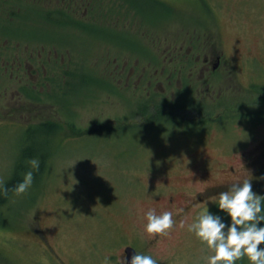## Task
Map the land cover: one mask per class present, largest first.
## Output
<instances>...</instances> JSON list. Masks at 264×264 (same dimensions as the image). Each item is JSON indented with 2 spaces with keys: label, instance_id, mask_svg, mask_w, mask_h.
<instances>
[{
  "label": "rangeland",
  "instance_id": "rangeland-1",
  "mask_svg": "<svg viewBox=\"0 0 264 264\" xmlns=\"http://www.w3.org/2000/svg\"><path fill=\"white\" fill-rule=\"evenodd\" d=\"M22 2L34 4L20 0L17 5L0 7L17 11ZM40 6L53 10L65 5L61 7L58 0H51ZM91 6L96 10L87 19L76 18L83 28H50L53 23L48 13L34 14L27 21L17 20L14 27L7 28L21 39L55 37L62 48H70L78 55L82 65L79 78L70 80L77 90L63 100L68 120L75 123L76 129H91L117 119L125 127L150 125L149 129L145 134L124 138L111 133L114 131L76 136L68 128L58 130L57 151L49 152L44 168L36 171L27 165L34 173L32 187L21 196L11 197L7 220L12 217V221L0 224V264H104L106 256L115 261L125 246L134 244L157 264H206V257L214 255V251L188 229L204 208L191 210L184 228L168 230L165 239L148 251L144 244L154 240L156 234L146 232V213L150 209L157 214L166 211L158 203L163 197L162 189L177 200L182 195L193 198L215 180L224 182L223 171L230 165L238 171L245 165H239V161L250 157L253 167L235 181L252 180L253 191L264 196V103L253 102L249 110L231 112L237 118L250 113L251 124L232 126L227 121L226 132L214 129L204 142L192 143L186 137V128L177 123L159 120L151 125L150 112L145 119L138 118V111L146 105L144 101L126 94L124 104L118 102L117 88L109 83L100 65L107 64V58L103 56V62L101 57L107 48L112 55L118 53L119 44L145 50L151 43L149 37L168 38L170 42V37L185 29L208 32L210 36L222 32L230 54L247 48L264 50V0H93ZM185 35L186 32L181 37ZM81 77L88 81L79 87ZM241 77L245 82V73ZM105 89L110 91L109 99L102 92ZM48 111L55 116L57 110ZM8 120L0 119L5 121L0 122V178L4 182L14 175L21 161L26 165L28 160L22 157L28 142L27 126ZM45 140H41L42 144L51 142L49 137ZM192 176L199 181L185 180ZM230 185H221V191ZM208 200L197 198L201 203ZM207 207L231 225L215 202L209 200ZM36 230L52 245L59 261L45 248ZM260 247L264 248V244Z\"/></svg>",
  "mask_w": 264,
  "mask_h": 264
},
{
  "label": "flooded vegetation",
  "instance_id": "flooded-vegetation-1",
  "mask_svg": "<svg viewBox=\"0 0 264 264\" xmlns=\"http://www.w3.org/2000/svg\"><path fill=\"white\" fill-rule=\"evenodd\" d=\"M27 1L38 5L22 2L18 5L20 10L17 11L0 7V119H10L8 121L13 124H24L27 130L50 123L54 125L56 132L68 128L76 136L110 130L116 132L125 127V123L117 119L113 123L97 124L91 129H76L75 123L68 120L63 100L77 90V85L72 86L70 80L74 77L77 81L79 78L78 70L82 65H79L81 61L78 55L70 48H62L59 39L55 37L21 39L13 36L7 28L10 25L11 28L14 27L17 20L27 21L34 14L40 13L44 16L45 13L50 15L53 24H49V27L55 26L57 31L70 25L83 28L78 26L76 18L79 16L87 19L91 12L94 13L93 10L96 9L91 6L93 0H58L59 6H65L53 10H45L40 6L42 2L51 0ZM19 2L20 0H0V5L8 3L13 6ZM83 6L85 11L81 12ZM185 32L186 35L181 37ZM183 33L170 37V42L168 38L149 37L151 43L145 50L139 47L125 48L119 44L118 53L112 55L107 48V52L101 57L103 61V56H106L107 64L100 65L103 66L102 72L109 79V83L117 88L115 92L118 102L124 104L126 94L144 101L145 107L136 115L144 119L148 112L152 117L157 109H170L173 112L171 117L160 118L169 124L177 123L179 125L176 126L186 128V137L192 143L204 142L214 129L226 132L227 121L232 126L251 124L253 121L249 117L250 113L247 116L242 114L243 118H237L231 112L244 108L249 110L253 102L258 105L264 103V50L247 48L230 54L222 32L210 36L208 32L199 33L185 29ZM134 52L141 55H134ZM244 73L245 82L241 81ZM83 78L80 79L79 87L88 81ZM102 92L105 98L111 97L108 89L107 92L106 89ZM52 108L57 110L55 116L48 111ZM216 110L219 111L213 115ZM157 119L159 118L150 119L151 125ZM252 161L253 157L240 160L239 165H245L238 171L230 165L223 171L224 182L215 180L216 183L197 191L193 198L182 195V199L177 200L175 195L170 192L167 194L162 189L163 197L158 203L161 209L173 211L178 224L180 216L175 214L177 209L184 208L185 214H188L197 198H210L220 193L221 185L233 183L235 178L253 167ZM236 172H239L238 175ZM199 179L195 176L185 178L194 183ZM35 232L54 259L59 261V255L45 236L38 230ZM155 236L154 240L144 244L146 250L165 239L166 235L161 233ZM134 245L125 246L116 257L123 255L127 260L126 249L129 246L140 253Z\"/></svg>",
  "mask_w": 264,
  "mask_h": 264
},
{
  "label": "clouds",
  "instance_id": "clouds-1",
  "mask_svg": "<svg viewBox=\"0 0 264 264\" xmlns=\"http://www.w3.org/2000/svg\"><path fill=\"white\" fill-rule=\"evenodd\" d=\"M26 163L31 169L39 171L38 158H31ZM251 181L247 178L237 179L226 191L209 198L212 203L218 205L221 212L231 218L230 226L225 224L219 215L210 213L207 207L209 200L192 205L193 211L205 209L199 213L195 222L188 224V229L214 251V255L206 257V264H218L221 261L224 264H235L245 256L250 264H264V248L260 247L264 244V227L259 226L264 222V196L253 191ZM33 183L32 170L27 171L22 181L11 189L0 178V197H7L9 191L21 196L32 187ZM175 214L180 216L178 225L173 211L157 214L155 209H150L146 213L148 221L146 232L166 234L168 230H174L177 226L184 228L191 213L185 214L184 208H179ZM104 264H127V260L123 255L117 257L115 261L106 256ZM131 264H157V261L150 255L136 252L131 258Z\"/></svg>",
  "mask_w": 264,
  "mask_h": 264
},
{
  "label": "trees",
  "instance_id": "trees-1",
  "mask_svg": "<svg viewBox=\"0 0 264 264\" xmlns=\"http://www.w3.org/2000/svg\"><path fill=\"white\" fill-rule=\"evenodd\" d=\"M126 3L127 2L122 3V4L125 5ZM146 110L147 109H143V111H146ZM172 115H173V112L170 109L162 108V109H157L153 113L151 119L159 118L157 119V121H159V120H163L162 118H160V116L171 117ZM149 126L135 125L133 127H123L121 130H118L114 133H116L117 135H120V137L123 136L122 138H124L125 135L128 136L129 134H136V133L145 134L147 133ZM56 133L57 132L55 131L54 125L50 123L43 124L41 126L34 127L32 129L27 130L25 134L28 136V142L25 143V146L22 149L23 160L24 159L29 160L31 158H38L40 160L39 170L44 168V163L45 161H48L47 159L50 155L49 152L55 153V151H57V149L55 150V148L58 147L59 142L56 141V137H57L55 136ZM47 137H49V141L51 140V142H48L47 144L46 143L42 144L41 140L43 138L45 140ZM56 142L58 143V145H55ZM37 143H38V146L36 148L35 145ZM23 162L24 161H21L18 164L17 169H15L14 175H12L8 180L5 181V184L7 185L9 189L13 188L14 185L22 181L23 179L22 172H24L25 170H30V168L27 167V164L25 165ZM13 194L14 193L12 191H9V194L7 197H0V224H7L9 220L12 221V217H10L7 220V215H8L7 211H9L10 206L12 205L10 200ZM224 216L227 219L231 220V218L226 213H224ZM259 226L264 227V222H262ZM220 264H224V262H221ZM235 264H250V261L245 256L243 259L236 261Z\"/></svg>",
  "mask_w": 264,
  "mask_h": 264
},
{
  "label": "water",
  "instance_id": "water-1",
  "mask_svg": "<svg viewBox=\"0 0 264 264\" xmlns=\"http://www.w3.org/2000/svg\"><path fill=\"white\" fill-rule=\"evenodd\" d=\"M136 252L137 251L135 250V248H133L131 246L127 247V249H126V253H127V264H131V258H132V256L134 254H136Z\"/></svg>",
  "mask_w": 264,
  "mask_h": 264
}]
</instances>
